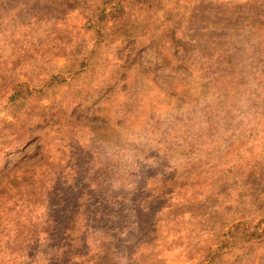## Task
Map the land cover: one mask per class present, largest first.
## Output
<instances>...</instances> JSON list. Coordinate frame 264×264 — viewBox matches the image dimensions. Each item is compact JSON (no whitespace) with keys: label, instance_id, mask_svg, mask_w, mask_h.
I'll list each match as a JSON object with an SVG mask.
<instances>
[{"label":"rangeland","instance_id":"374dc122","mask_svg":"<svg viewBox=\"0 0 264 264\" xmlns=\"http://www.w3.org/2000/svg\"><path fill=\"white\" fill-rule=\"evenodd\" d=\"M120 2L0 0V264H264V0Z\"/></svg>","mask_w":264,"mask_h":264},{"label":"trees","instance_id":"16d2710c","mask_svg":"<svg viewBox=\"0 0 264 264\" xmlns=\"http://www.w3.org/2000/svg\"><path fill=\"white\" fill-rule=\"evenodd\" d=\"M113 0H99V3L97 4L96 7V11L95 13H97L96 15V23L97 25L104 23L106 20V16L111 15L110 13H112L111 11H116L115 13H117L118 11H122L123 8L121 7V2L120 0H117V4H113L112 2ZM116 1V0H114ZM138 3H144L146 2V0H136ZM96 25V24H95ZM244 234H242L241 237H254V238H262L264 237V228L261 229V231L259 232L260 234H256L255 232H252L251 234H247L246 231H243ZM230 235L231 237L236 236V237H240L236 232H234V230L232 229L230 231Z\"/></svg>","mask_w":264,"mask_h":264}]
</instances>
